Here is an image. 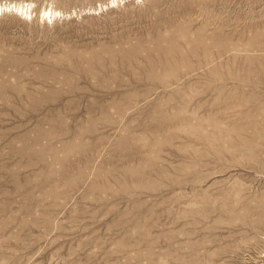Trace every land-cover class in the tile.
<instances>
[{
	"label": "rangeland",
	"instance_id": "obj_1",
	"mask_svg": "<svg viewBox=\"0 0 264 264\" xmlns=\"http://www.w3.org/2000/svg\"><path fill=\"white\" fill-rule=\"evenodd\" d=\"M14 1L0 264H264V0Z\"/></svg>",
	"mask_w": 264,
	"mask_h": 264
},
{
	"label": "bare ground",
	"instance_id": "obj_2",
	"mask_svg": "<svg viewBox=\"0 0 264 264\" xmlns=\"http://www.w3.org/2000/svg\"><path fill=\"white\" fill-rule=\"evenodd\" d=\"M118 0H109L108 5H111L113 3H117ZM31 6V3H25V2H0V12L4 10H12L16 11V13H20L21 16L24 14L26 17L28 15V8ZM101 6V5H99ZM40 18H43L44 20H49L52 17H55L57 15L63 14L60 10L52 9V8H46L40 11Z\"/></svg>",
	"mask_w": 264,
	"mask_h": 264
}]
</instances>
